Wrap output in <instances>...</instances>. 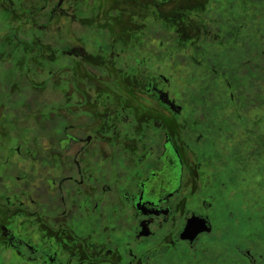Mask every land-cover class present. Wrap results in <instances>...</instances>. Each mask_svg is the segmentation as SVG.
Segmentation results:
<instances>
[{"label":"flooded vegetation","instance_id":"flooded-vegetation-1","mask_svg":"<svg viewBox=\"0 0 264 264\" xmlns=\"http://www.w3.org/2000/svg\"><path fill=\"white\" fill-rule=\"evenodd\" d=\"M47 2L49 26L59 13L85 4ZM91 10L100 35L62 50L68 72L75 70L73 61L94 63L93 82L106 81L104 72L126 98H140L107 94L102 100L87 90L88 100L69 105L78 109L67 106L62 137L55 147L51 132L45 158L36 146L0 150V264H184L185 251L187 264L207 260L212 253L203 245L214 240L215 219L209 197L197 195V179L211 189L216 167L199 162L188 184L191 170L178 131L188 120L182 88L199 71L186 61L192 60L191 41L179 31L176 38L148 35V19L135 36L131 26L111 28L98 20L97 6ZM75 114L81 123L70 118ZM121 138L133 142L127 148L133 155L123 153ZM107 141L114 146L111 161L97 147ZM254 162L256 170L260 157ZM237 250V264H264V241L241 243Z\"/></svg>","mask_w":264,"mask_h":264},{"label":"rangeland","instance_id":"rangeland-1","mask_svg":"<svg viewBox=\"0 0 264 264\" xmlns=\"http://www.w3.org/2000/svg\"><path fill=\"white\" fill-rule=\"evenodd\" d=\"M162 2L85 0L76 12L59 13L49 26L47 0H0V150L36 146L39 157L45 158L51 132L55 147L62 137L67 106L73 100H88L87 90L102 100L107 94L139 100L135 92L126 98L125 90L114 86L118 84L104 72L106 81L93 82L91 77L98 71L94 63L73 61L72 74L66 68L62 50L81 44L83 36L100 35L91 23L94 6L103 24L131 26L135 36L141 35L145 19L150 36L176 38L179 31L184 42L191 41L192 60L186 61L199 69L182 88L188 120L187 127L182 123L178 131L191 170L187 183L193 182L199 162L216 167L211 189L205 190L197 179V195L213 203L216 233L207 248L203 245L212 257L196 264H226V259L237 264V245L264 241V0ZM87 8L89 13L84 12ZM70 118L81 123L77 114ZM84 125L97 126L86 120ZM109 142L97 147L111 161L115 155ZM117 142L123 153L133 155L127 150L135 147L132 141ZM259 157L261 162L253 170ZM59 159L55 156L54 162ZM182 254L187 264L190 257L186 251Z\"/></svg>","mask_w":264,"mask_h":264}]
</instances>
